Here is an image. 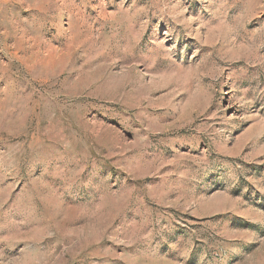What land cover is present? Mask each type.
<instances>
[{"label": "rangeland", "instance_id": "obj_1", "mask_svg": "<svg viewBox=\"0 0 264 264\" xmlns=\"http://www.w3.org/2000/svg\"><path fill=\"white\" fill-rule=\"evenodd\" d=\"M0 264H264V0H0Z\"/></svg>", "mask_w": 264, "mask_h": 264}]
</instances>
